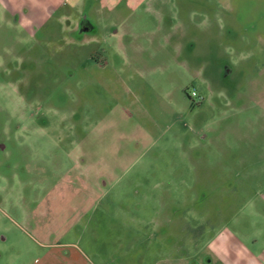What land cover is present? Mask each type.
<instances>
[{
	"label": "rangeland",
	"instance_id": "obj_1",
	"mask_svg": "<svg viewBox=\"0 0 264 264\" xmlns=\"http://www.w3.org/2000/svg\"><path fill=\"white\" fill-rule=\"evenodd\" d=\"M263 252L264 0H0V264Z\"/></svg>",
	"mask_w": 264,
	"mask_h": 264
},
{
	"label": "flooded vegetation",
	"instance_id": "obj_2",
	"mask_svg": "<svg viewBox=\"0 0 264 264\" xmlns=\"http://www.w3.org/2000/svg\"><path fill=\"white\" fill-rule=\"evenodd\" d=\"M95 31V26L92 24L91 20L87 17H83L79 23H77V28L75 31L84 32V31Z\"/></svg>",
	"mask_w": 264,
	"mask_h": 264
},
{
	"label": "crops",
	"instance_id": "obj_3",
	"mask_svg": "<svg viewBox=\"0 0 264 264\" xmlns=\"http://www.w3.org/2000/svg\"><path fill=\"white\" fill-rule=\"evenodd\" d=\"M261 257H262L261 259L259 258V259H255V261L249 262V264H264V252L262 253ZM75 260L77 261L78 259H75ZM226 260H227V262L229 261V263L233 262L230 258H228Z\"/></svg>",
	"mask_w": 264,
	"mask_h": 264
}]
</instances>
